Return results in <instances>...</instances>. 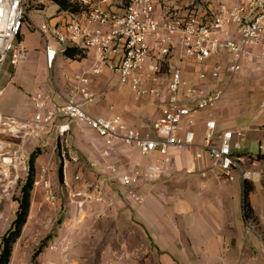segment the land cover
<instances>
[{"label": "crops", "instance_id": "0c3cea01", "mask_svg": "<svg viewBox=\"0 0 264 264\" xmlns=\"http://www.w3.org/2000/svg\"><path fill=\"white\" fill-rule=\"evenodd\" d=\"M54 1L45 8L51 12L44 21L68 20L86 10L70 12ZM192 1L164 0L180 7ZM94 65L91 52L77 58L59 52L49 68L43 42L42 49L31 50L18 65L6 62L0 68L4 88L0 112L20 124L33 117L34 107L28 110L22 96L27 78L33 81L34 91L46 96L48 106H61L75 89V76L85 73L96 95L95 100L84 104L88 112L119 114L130 125L146 130L145 122L135 118L141 109L131 88L119 83L107 68L95 75ZM153 104L159 106L156 101ZM209 110L195 113L194 123L183 124L178 133L181 136L186 127H192L194 144L172 146L162 176L142 179L133 188L134 195L120 191L118 179L108 166L115 163L120 169L134 168L136 162L146 164L157 153L146 156L136 146L117 140L106 155L104 138L85 123H70V129L61 136L58 128L64 120L46 125L38 135L22 136L15 143L18 153L28 155L29 161L36 154L35 181L45 174L58 191V199L46 201L43 187L33 185L29 216L8 264H264V61L254 56L245 58L222 101ZM210 119L216 122V140L226 130L245 131L243 137H234L241 144L242 159L239 168L233 170V179L203 146ZM65 138L82 160L84 182L78 186L104 178L105 202L78 206L68 199L66 183L74 181L78 166L64 163L60 155ZM9 185L0 181V191ZM59 191L65 198L59 197ZM18 206V200L0 193V252L2 237L11 227Z\"/></svg>", "mask_w": 264, "mask_h": 264}, {"label": "built area", "instance_id": "2783aa9c", "mask_svg": "<svg viewBox=\"0 0 264 264\" xmlns=\"http://www.w3.org/2000/svg\"><path fill=\"white\" fill-rule=\"evenodd\" d=\"M82 1L88 4V9L81 15L37 25L43 37L47 66L51 68L67 46L91 52L96 60L92 68L95 75L107 68L137 97L160 101V113L152 128L141 130L119 114L88 112L84 104L95 100L96 95L90 90V79L85 73L75 76V89L61 106H48L46 96L37 92L33 95L35 112L31 119L20 124L0 112V128L22 136L38 135L46 125L64 120L58 130L65 136L70 123H85L104 138L106 155L117 140L136 146L146 156L157 153L146 164L136 162L134 168L120 169L115 163L108 166L120 186L133 194V188L142 179L162 176L172 146L183 148L194 144L196 133L192 127H186L183 135L178 134L183 124L192 125L195 113L222 101L231 80L242 69L243 60L249 56L264 60V0L192 1L181 7L164 0ZM29 3V0H0L1 67L6 62L16 66L28 58V48L19 36ZM3 92L0 83V97ZM215 127L214 120H207L203 146L233 179V170L239 168L242 159L241 144L234 137H243L245 131L226 130L216 140ZM15 153L4 158L12 165L3 168V172L17 179L20 163L26 159L29 164V156L17 150ZM60 155L64 163L70 161L78 166L74 181L66 183L78 206L105 202L104 178L96 177L78 186L84 182L82 160L66 138ZM25 168L28 170L29 165ZM35 184L43 187L46 201H56L57 191L45 174Z\"/></svg>", "mask_w": 264, "mask_h": 264}, {"label": "rangeland", "instance_id": "374dc122", "mask_svg": "<svg viewBox=\"0 0 264 264\" xmlns=\"http://www.w3.org/2000/svg\"><path fill=\"white\" fill-rule=\"evenodd\" d=\"M49 1V0H48ZM54 1V0H52ZM50 1L47 2L45 4L44 3H39L37 0H29V12L28 15L26 17V19L23 22L22 28H21V34H20V38H22V41L25 43V45L28 48V52H30L31 50H40L43 47V37L40 33V31L37 29V25H39L42 21H44L45 19H48V15L50 14V10H48L50 8V6H52L54 3ZM73 2H80V4L82 6H84L86 9H88V4H86L85 2H83L82 0H71ZM200 1V0H195V2ZM55 2V1H54ZM48 8V9H45ZM260 61H264L260 58H258ZM1 68V66H0ZM1 75V72H0ZM46 80L50 83L51 79L49 74L46 75ZM26 84H24L25 88H26V92L23 93V99L24 101H26V107L28 110H30L31 108H33V95L37 93V90L34 91L35 89H32V85L31 83H33L32 80H28V78L26 79ZM0 82H1V77H0ZM16 83H18L16 81ZM18 85V84H17ZM135 101L136 102V106H138L141 109L140 115L136 116L135 118H139L141 119L143 122H145V128L146 130H149L150 127L152 126V123L155 121V119L159 116L160 113V101L158 99L153 100V102L156 101V103H159L158 105H154L153 102L144 100L143 98H136ZM135 103V102H134ZM33 113L35 112L34 109H32ZM210 110H203V111H199L197 114L203 113V112H209ZM2 127V126H0ZM1 131H3L0 128ZM0 131V181L2 183L5 182H9L10 185L6 186L5 189H2V191H0L1 194H3V196L5 197H9V198H13L14 200H19L21 195H22V186L25 184V181L28 177L29 174V169L27 170L25 167L26 165H30L28 164V160L24 159L22 160V162L19 165V177L16 179L14 176H12V174H7L3 172V168L5 167H9L12 164L10 162H5L4 158L5 157H10V155H17V153H15V150H17L18 148V144L16 145L15 143H19V141L22 139V135L19 133L17 135V133H13L10 131H5V132H1ZM24 137V136H23ZM17 141V142H16ZM30 158V157H29ZM15 160V159H14ZM20 160V159H18ZM30 163V162H29ZM35 179H36V173H35ZM119 183V180L117 181ZM34 185H35V181H34ZM119 189L120 191L124 190L126 191L128 194L133 195L130 193L129 189H126L125 187H121L120 183H119ZM57 191V190H56ZM67 197L69 200L73 199L70 196V191H66ZM59 197L60 198H65L63 197L62 192L60 193L59 191ZM57 199H58V191H57ZM56 199V200H57ZM107 200V199H106ZM56 202V201H55ZM54 203V202H53ZM86 203H92V202H86ZM17 210V208H16ZM15 210V211H16ZM59 218V217H58ZM56 221V225L58 223V219L55 220ZM60 222V219H59ZM42 246L44 245L43 243L41 244Z\"/></svg>", "mask_w": 264, "mask_h": 264}, {"label": "trees", "instance_id": "16d2710c", "mask_svg": "<svg viewBox=\"0 0 264 264\" xmlns=\"http://www.w3.org/2000/svg\"><path fill=\"white\" fill-rule=\"evenodd\" d=\"M60 9L68 10L70 12L79 13L86 9L80 2H73L71 0H55ZM64 55L67 57L77 58L86 55V50L79 46H67L63 50ZM35 153L32 154L30 159L29 174L22 186V195L20 197L16 217L12 222L11 227L6 231L2 237L0 264H8L14 249L17 239L20 237L23 227L27 222L32 199V189L35 181ZM42 245L37 250L36 254L41 250Z\"/></svg>", "mask_w": 264, "mask_h": 264}]
</instances>
